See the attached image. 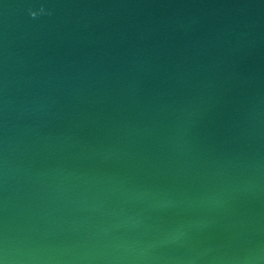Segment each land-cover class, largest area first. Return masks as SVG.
<instances>
[{
	"label": "water",
	"instance_id": "obj_1",
	"mask_svg": "<svg viewBox=\"0 0 264 264\" xmlns=\"http://www.w3.org/2000/svg\"><path fill=\"white\" fill-rule=\"evenodd\" d=\"M0 264H264V0H0Z\"/></svg>",
	"mask_w": 264,
	"mask_h": 264
}]
</instances>
